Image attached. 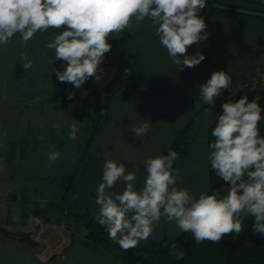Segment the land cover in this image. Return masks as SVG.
<instances>
[{
  "label": "clouds",
  "instance_id": "obj_1",
  "mask_svg": "<svg viewBox=\"0 0 264 264\" xmlns=\"http://www.w3.org/2000/svg\"><path fill=\"white\" fill-rule=\"evenodd\" d=\"M205 7L206 0H0V44L19 34L24 46L37 33L62 29L45 47L54 50L55 60L66 62L62 70L53 69L57 80L80 89L89 78L99 79V66L111 51L108 39L112 34L119 37L134 26L133 21L139 26L147 18L172 62L180 70L191 69L205 59L200 51L187 52L188 47L208 38L200 16ZM21 59L25 71L33 66L27 57ZM231 82L226 71H213L199 85L203 103L214 105ZM73 96L68 92V99ZM258 100L249 101L246 95L235 102L227 99L211 130L215 139L209 144L208 158L215 175L225 182L223 194L202 191L194 196L186 188H177L179 175L173 164L179 157L172 149L167 155L145 159L146 175L139 189L134 172L126 173L123 163L106 159L96 188L98 213L94 219L104 227L108 239L124 251L135 248L148 240L162 216L175 222L181 232H190L196 244H219L224 236H238L249 216L252 231L264 237V137L258 127L264 109ZM78 131L74 122L69 138L75 141ZM132 131L141 136L150 128L145 123ZM60 156L54 151L48 160L55 162ZM117 183L124 184L119 193L111 191ZM30 220L42 223L39 217ZM169 255L181 260L185 253L172 244Z\"/></svg>",
  "mask_w": 264,
  "mask_h": 264
},
{
  "label": "crops",
  "instance_id": "obj_2",
  "mask_svg": "<svg viewBox=\"0 0 264 264\" xmlns=\"http://www.w3.org/2000/svg\"><path fill=\"white\" fill-rule=\"evenodd\" d=\"M200 16L207 25L208 38L188 47L187 52L193 55L200 51L205 55V59L191 69L180 70L172 62L166 49L159 44V38L155 35V26L147 18L139 26H135L133 21L134 26L131 29H126L119 37L115 33L112 34L109 41L131 60L134 72L142 82L177 93L185 92L199 96V85L205 83L213 71H226L232 77V82L239 81L246 75L253 77L262 71L264 67L262 25L207 15ZM61 30L50 28L47 32L37 33L24 46H21L19 34L13 36L11 40L15 53L8 56L0 55V105L3 110L18 111L21 99L25 96H31L30 98L35 101L45 96L62 97L64 102L69 103V109L86 112L88 118L80 127H86L89 132L91 123L99 113L96 97L86 94L85 83L80 89H76L69 83L59 82L53 69L62 70L66 63L53 62L54 50L45 47L46 43L51 42L54 35ZM21 57H27L32 61L33 66L27 71L22 67L25 61ZM15 65L21 67L20 80L15 79ZM98 81L102 82L97 85L104 83V80L98 79ZM68 92L74 93L71 100L67 98ZM223 99L221 95L215 99L214 105H203L202 98L197 100L178 95L137 94L124 89L116 92L105 109L101 131L96 132L87 146L85 155L77 167L73 185L64 198L68 207H72H69L70 215L72 217L77 215L78 224L82 226L86 219H94L98 213L96 205L94 209L77 212L72 204L78 202L84 205L90 199H93L95 204L96 188L101 182L102 165L106 159L123 163L126 173L136 174L135 187L137 189L142 187L146 175L145 159L160 155V151L171 141L172 131L184 125L198 108L201 109L194 116L186 153L174 161L173 169L174 173L178 172L179 175L175 185L177 188H191L194 190V196H198L202 191L205 192L207 153L203 137L220 109L216 101ZM38 111L42 112L39 109ZM90 116H94V119ZM145 123L149 125L150 131L141 136L135 135L132 129ZM87 134H81V138L74 141L69 138L67 132L61 139L62 149L54 150L63 152L67 159V169L59 184L58 198L63 192L67 178L72 172L71 166H74ZM71 154L74 156L70 157ZM48 161V159L39 160L37 163L32 161L26 165L9 162L5 165L4 172L8 177H18L23 175L19 174V171L27 167L25 172H29V175L49 174L47 181L36 184V197L40 198L39 195L44 196V194L51 196L48 189L52 188L50 180L53 179L58 162H52L54 166H50L51 161ZM123 188V183H117L111 191L119 193ZM178 232L180 229L176 227L175 222H169L162 216L155 225L152 235L148 240L141 241L139 245L158 241L162 235L172 238ZM46 240L47 238L44 237L43 241ZM64 241L66 243H58V248L54 251L61 253L47 260L46 257L53 252L44 251L42 254H36L30 247L0 234V264H116L105 252L87 247L81 248L78 244L79 238L76 236L70 241L65 238Z\"/></svg>",
  "mask_w": 264,
  "mask_h": 264
},
{
  "label": "trees",
  "instance_id": "obj_3",
  "mask_svg": "<svg viewBox=\"0 0 264 264\" xmlns=\"http://www.w3.org/2000/svg\"><path fill=\"white\" fill-rule=\"evenodd\" d=\"M200 15L262 25L264 27V0H206V7L201 10ZM108 43L112 45L111 51L105 54L103 61L99 66V72L110 69H112V71L111 74H109V77L101 85L95 84L92 78H89V80L85 82L86 94L96 97L99 104V113L91 123L90 131L86 135L84 143L81 145L80 152L72 168V172L64 185L61 196L55 200L50 197L43 200L37 199L36 184L41 181H47L49 179V174L19 176L22 177V179L29 180L30 182L32 181L33 183L31 190L33 195L31 196V199L26 196L25 191L20 192L19 199L16 197L15 193L9 194L10 199L8 202L18 204L20 208V219L19 221L17 219L16 222L18 221L21 224L18 227L23 230L14 231L5 227H0V234L30 247L37 254L40 252V247H43V245L45 246V244L38 238L36 239V235L35 237L32 236L31 224L34 228H37L45 223L49 226L56 222H61V219H67L68 222L65 223L64 220L62 226V228H65L67 231V240L70 241L78 235V244L81 248L87 247L91 250L105 252L116 262V264H264V237H261L259 234L252 231L251 226L253 219L250 216L243 220L242 227L244 230L238 236H224L219 244L209 241L196 244L190 232L180 231L172 238H167L162 235L158 241H152L145 245H138L135 248L124 251L119 245L108 239L106 230L95 219L88 218L84 225L79 226V217L77 215L74 217L70 215V208L64 205V197L73 185L77 167L85 155L87 146L92 141L96 132L101 131L104 116L101 115V112H105L111 97L116 92L120 89H124L137 94L178 95L183 98L201 99V97L190 93H177L172 90H165L145 84L135 74L131 60H129L120 49L116 48L109 39ZM53 62L57 64L66 63L55 60V58L53 59ZM260 75L263 76V82L258 81ZM253 77L256 79V82L253 84L249 83L251 79H254ZM253 77H251V75L242 77L239 81L247 82L248 85L246 87L229 95H226L222 90L221 95L224 99L216 101V103L219 104L220 109L207 127L203 137L207 153V188L205 192L209 194L218 190L223 194V187L225 186V182L218 178L211 169L208 158L211 151L209 144L214 142L215 139L211 136V130L215 127L218 115L222 112V103L227 99H231L235 102L241 96L246 95L249 101L259 97L258 103L261 108L264 109V67L260 73L255 74ZM21 78V67L15 65V79L20 80ZM30 97H23L21 99V105L25 98ZM43 99L49 103L51 100H54V102H63L61 100L62 97L45 96ZM200 109L201 108L195 110L184 125L172 131L171 141L160 151V155H167L169 149L176 151L178 157H183L185 155L193 125V119ZM74 112L80 118L78 123L79 131L77 132V137L79 138L81 134L87 133L86 127H80V125L83 124L81 123L82 120L86 123V118H88V116H86L87 114L83 110L75 109ZM90 117L94 119V116ZM258 127L260 135L264 137V111L261 113V121ZM67 132L69 131L66 130V133ZM27 139L28 138L23 137L19 140L21 145L20 160L25 158ZM55 146L57 149H61L62 140H59ZM8 202L7 204H11ZM72 206L75 211L79 212L83 211V209H94L95 204L94 200H89L86 205L75 202ZM69 215L72 218H70ZM33 216L39 217L42 220V223L33 224L30 220V217ZM172 244L176 245L177 250L185 253L183 259L177 260L175 257L169 255L170 245ZM60 253L61 252H53L48 255L46 259H51Z\"/></svg>",
  "mask_w": 264,
  "mask_h": 264
},
{
  "label": "rangeland",
  "instance_id": "obj_4",
  "mask_svg": "<svg viewBox=\"0 0 264 264\" xmlns=\"http://www.w3.org/2000/svg\"><path fill=\"white\" fill-rule=\"evenodd\" d=\"M14 53L15 49L12 40H10L7 44H0V55L8 56ZM111 71L112 69L104 70L103 72H98L97 75L99 76L100 80L105 81L109 77V74H111ZM92 80L95 84H100L102 82L98 81L97 79ZM96 81L98 83H96ZM62 101L63 102H54V100H51L49 103L48 101L43 99V97L37 99V101H35L33 98H25L22 102V105L20 102V108L18 111L3 110L0 105V227H5L9 230L14 231L23 230L22 228L19 229L18 227L21 225L18 222L21 212L18 204H7L8 200L10 199L9 194L15 193L18 199L20 196V192L22 191H25L26 196L29 199H31V196L33 195V192L31 191L33 184L32 181L30 182L29 180L22 179V177L19 176H6L4 172L5 165H7V163L9 162H14L16 164L25 163L24 165H26L29 164V162L31 163L32 161H35L34 163H37V161L39 160H47L48 154L54 152V150L56 149L55 144L59 140L64 138L66 130L69 131L70 126L74 122H76L78 125L80 121V118L77 114H75L74 109H69V103L67 101L64 102V100ZM38 109L42 112L39 113ZM81 123H84V120H82ZM23 137L28 138L26 145V155L23 160H20L19 158L21 155V145L19 140H21ZM62 147L63 144L61 146V149ZM72 156L74 155L71 154L70 157ZM65 157L66 156L63 154V152H61L60 159L57 160L58 165L54 169L55 172L53 179L50 180V182H52V188L48 189V192L51 193V196L50 194H44V196L39 195L40 198L37 199L43 200L47 197H50L51 199L55 197L58 198L57 193L59 184L60 181H62V179L64 178L67 169V159ZM51 163L52 162H50L49 165L54 166ZM72 167L73 166H71V168ZM26 168L27 167H23V170H20L19 174L29 175V172H25ZM188 190H190V193L193 194V189L189 188ZM54 195L56 196L54 197ZM63 202L64 205L68 207L64 200ZM86 203L84 205H86ZM74 216L76 215H73V217ZM17 219L18 221L16 222ZM64 220L65 223L68 222L67 219ZM64 220L61 219V222L59 221L54 223L53 225H49L50 228L46 223L40 225L37 228H34L31 224L32 236L35 237L36 235V239L38 238L45 244V246L43 245V247H40V252L38 254H42L44 253V251L48 253L54 252L58 248V243H66L64 239L66 238L67 231L65 228H62ZM44 237L47 238L46 241H43ZM77 238H79L78 235Z\"/></svg>",
  "mask_w": 264,
  "mask_h": 264
},
{
  "label": "built area",
  "instance_id": "obj_5",
  "mask_svg": "<svg viewBox=\"0 0 264 264\" xmlns=\"http://www.w3.org/2000/svg\"><path fill=\"white\" fill-rule=\"evenodd\" d=\"M259 82H263V76L260 75L259 76V79H258ZM256 82V79H251L249 81V83H254ZM248 85L247 82H242V81H234V82H231L230 86H229V89H226V90H223V92L226 94V95H229V94H232L233 92H236V91H239L241 90L243 87H246Z\"/></svg>",
  "mask_w": 264,
  "mask_h": 264
}]
</instances>
